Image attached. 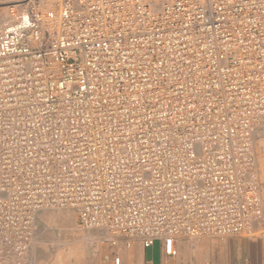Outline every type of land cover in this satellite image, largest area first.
<instances>
[{
    "label": "built area",
    "instance_id": "built-area-1",
    "mask_svg": "<svg viewBox=\"0 0 264 264\" xmlns=\"http://www.w3.org/2000/svg\"><path fill=\"white\" fill-rule=\"evenodd\" d=\"M263 129L264 0L22 3L0 21V264H31L44 209L169 255L252 235Z\"/></svg>",
    "mask_w": 264,
    "mask_h": 264
},
{
    "label": "crops",
    "instance_id": "crops-1",
    "mask_svg": "<svg viewBox=\"0 0 264 264\" xmlns=\"http://www.w3.org/2000/svg\"><path fill=\"white\" fill-rule=\"evenodd\" d=\"M256 229L262 231L264 222ZM71 233L81 234L77 231ZM83 239L85 242L95 239L93 253L83 254L79 248L71 245L62 256L64 264H116V257H120V264H264V232L226 238H177L176 255L165 252L162 240L155 241L151 246H145L138 240L127 242L124 239H118L113 244L102 231L84 236ZM36 251L34 248L30 254L31 264L36 263Z\"/></svg>",
    "mask_w": 264,
    "mask_h": 264
},
{
    "label": "rangeland",
    "instance_id": "rangeland-1",
    "mask_svg": "<svg viewBox=\"0 0 264 264\" xmlns=\"http://www.w3.org/2000/svg\"><path fill=\"white\" fill-rule=\"evenodd\" d=\"M39 0L40 5L45 8L56 6L58 0ZM34 2V0H0V21L6 22L11 17L10 6H15V10L21 7L22 3ZM8 13V18H7ZM262 142V143H261ZM264 129L259 131L255 139V153L257 160V169L260 178V189L264 207V153L261 156V146L264 148ZM68 212V213H66ZM66 213V214H65ZM69 213H72L70 217ZM48 214V215H47ZM47 216V217H46ZM73 217V218H72ZM264 222V216L261 225ZM37 239L30 251L36 248V263L33 264H64L62 256L64 251L71 245H75L80 249V252H92L96 245L95 239L85 242L84 236L101 232L100 230L82 229L78 224L77 213L73 209H45L37 216ZM71 231H77L81 234H72ZM255 229L252 235L263 233ZM90 241V243H88ZM86 259V258H85ZM93 258L91 259V262Z\"/></svg>",
    "mask_w": 264,
    "mask_h": 264
},
{
    "label": "bare ground",
    "instance_id": "bare-ground-1",
    "mask_svg": "<svg viewBox=\"0 0 264 264\" xmlns=\"http://www.w3.org/2000/svg\"><path fill=\"white\" fill-rule=\"evenodd\" d=\"M51 2H54V1H52L51 0ZM15 6H10V10H11V17L6 21V22H10L11 20H12V18H13V13H14V11H15V8H14ZM7 18H8V13H7ZM262 143V142H261ZM264 145V144H263ZM255 146V145H254ZM255 149V148H254ZM261 156H263L262 154L264 153V148H263V146H261ZM264 158V157H263ZM258 168V167H257ZM59 209H62V208H59ZM67 209H72V208H67ZM45 210V209H44ZM63 210H65V208H63ZM42 211V210H41ZM41 211H39L38 213H37V216H38V214L41 212ZM66 213H68V212H66ZM65 213V214H66ZM48 215V214H47ZM69 215H70V217L72 216V213H69ZM47 217V216H46ZM73 218V217H72Z\"/></svg>",
    "mask_w": 264,
    "mask_h": 264
}]
</instances>
